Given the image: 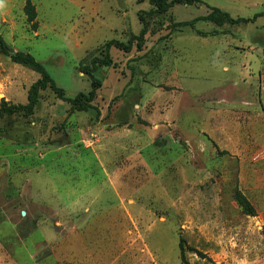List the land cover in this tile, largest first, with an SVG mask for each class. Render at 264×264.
Returning <instances> with one entry per match:
<instances>
[{
	"label": "rangeland",
	"instance_id": "obj_1",
	"mask_svg": "<svg viewBox=\"0 0 264 264\" xmlns=\"http://www.w3.org/2000/svg\"><path fill=\"white\" fill-rule=\"evenodd\" d=\"M0 0V35L74 98L84 58L110 48L93 110L50 90L0 120V264H264V0H202L147 16L149 0ZM35 72L0 54V101L27 103ZM244 196L254 216L242 212ZM183 247V252L180 249Z\"/></svg>",
	"mask_w": 264,
	"mask_h": 264
},
{
	"label": "trees",
	"instance_id": "obj_2",
	"mask_svg": "<svg viewBox=\"0 0 264 264\" xmlns=\"http://www.w3.org/2000/svg\"><path fill=\"white\" fill-rule=\"evenodd\" d=\"M151 8L147 11L148 17H153L158 14L165 13L168 9L177 5H203L202 0H149ZM24 13L27 17V21L31 24L32 30L37 27L36 12L34 6L29 0L26 1L24 6ZM139 16V22L141 29L138 35H132L128 39L127 43H123L116 40H110L103 46L91 51L81 62V72L90 80V90L88 93H78L74 98H68L65 96V91L58 87L53 79L46 72L44 67L38 63L33 56L23 52L12 53L7 44L0 35V54L9 58V60L17 65L27 68L39 75L37 81H35L27 92V103L12 104L5 100L0 101V120L4 117H11L16 115H22L24 117H31L34 114L35 109L38 106L40 94L43 91L50 90L56 95L57 99L66 102L72 111L76 112H89L95 111L96 117L100 116L99 110L92 105L93 101L97 97V91L101 88V81L95 77L99 68H108L112 66V60L109 55L110 48L118 49L125 54L130 53L134 46L137 50H140L141 45L145 41V37L148 34V26L144 19ZM264 16V11L254 15L253 18H232L227 12H224L218 8H211L210 12L202 17L196 18L191 22L180 23L182 27H192V25L199 21H205L215 24L216 26H222L225 23L238 25L241 23L251 22L254 18ZM236 202L240 206L242 212L249 216H254V209L248 200L240 193L236 194ZM180 249L183 252V247L180 245Z\"/></svg>",
	"mask_w": 264,
	"mask_h": 264
}]
</instances>
